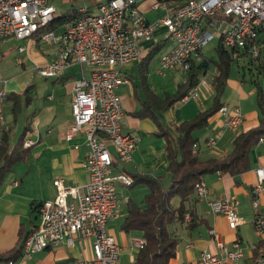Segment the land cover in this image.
<instances>
[{"label": "built area", "instance_id": "1", "mask_svg": "<svg viewBox=\"0 0 264 264\" xmlns=\"http://www.w3.org/2000/svg\"><path fill=\"white\" fill-rule=\"evenodd\" d=\"M84 1V5L75 7L78 17L57 24L55 18L62 14H56L51 0H0V58L3 40L36 37L40 43L55 48L53 59L39 67L41 75L57 78L73 65L89 69L87 74L81 70L73 80L72 120L65 132L68 140L77 132L84 135L87 153L83 167L87 180L67 185L63 178H54L55 195L40 202L38 224L25 236L19 257L6 264H17L47 247L72 245L75 238L92 239L91 256L80 258L75 264H119L122 247L107 231L106 222L120 216L118 187H129L134 180L130 173L114 170L113 166L115 162L131 160L137 137L123 129L124 111L117 88L128 82L124 67L139 58L140 44L153 39L157 29L164 28L173 42L158 58L156 71L162 76L170 70L186 72L193 63L200 62L203 46L214 36L231 51L235 61H259L264 57V0H185L176 5L150 0V11H164L150 21L138 0ZM197 89L195 86L180 100L195 98ZM6 99V89L1 86L0 123ZM217 112L227 128H237L242 122L236 105L222 104ZM32 143L28 136L24 137V146ZM207 144L214 145L215 138L208 137ZM254 172L256 181L249 191L252 224L262 241L254 264H264V207L259 199L264 189V164ZM207 192L206 183L200 179L195 184L196 197L202 198ZM208 205L211 212L223 215L229 228L242 222L235 199L224 197L209 201ZM184 219L190 221V214L186 213ZM210 234L219 253L202 250L197 259L182 264H226L243 256L240 239H234L228 247L214 229ZM130 244L139 250L145 240L135 236Z\"/></svg>", "mask_w": 264, "mask_h": 264}, {"label": "crops", "instance_id": "2", "mask_svg": "<svg viewBox=\"0 0 264 264\" xmlns=\"http://www.w3.org/2000/svg\"><path fill=\"white\" fill-rule=\"evenodd\" d=\"M138 3L144 16L149 21L153 20L152 14L155 11L149 10L150 0H138ZM161 12L163 15L164 11ZM161 40L164 42L160 50L151 58H146L148 49ZM172 46L173 42L164 28H159L155 31L153 39L140 44L139 58L124 67L128 82L121 84L117 88V93L120 95L124 111L123 129L136 135L137 145L131 160L125 163L115 162L114 170L123 169L131 175L161 176V179L166 177L168 174L166 140L165 137L157 135L158 129L161 127L170 132L176 140L177 134L172 130L173 125L190 120L197 113L212 106L211 80L214 73L209 76L205 75L206 71L200 77L195 98L178 100L165 111L152 107L148 110L152 115L146 114L141 117L136 115L143 109L147 96L144 85L147 86L148 91L158 97L176 91L177 87L174 92L164 90L158 92L146 83L149 65L154 59H157L158 64L160 53ZM19 47L23 49L19 50ZM1 51L0 87L4 86L6 89L7 99L3 108V121L0 123V137L3 133L7 134L10 149L17 144L21 134L23 139L28 136L33 143L30 146L23 145L28 149L27 153L23 159L11 166L0 182V253L16 245L20 232L27 233L38 224L39 217L35 207L42 200L55 195L56 190L52 183L54 178H63L67 185L82 184L87 180V173L83 167L87 153L84 135L82 132H77L68 140L65 138V132L72 120L70 103L73 80L80 76L81 70L83 74L89 71L87 67L82 69L78 65H73L57 78L41 75L38 72L39 67L53 59L55 48L40 43L36 37L23 40L7 38L1 43ZM202 55L206 58L203 48ZM7 56L20 66V75H6L9 64L4 58ZM235 65V72L232 74L230 66L220 102L230 107L238 106L242 122L237 128H227L223 125L221 115L215 112L208 119L205 127L193 131L192 135L196 139L194 149L201 158L225 156L232 149L234 137L240 131L258 126L264 117V57L259 61L242 58L235 61ZM181 73L184 76V73ZM37 75L46 79L51 78V90L42 99L33 97L31 93L36 86L31 80H35L34 77ZM227 85L235 92L231 101L222 99ZM18 118L22 121V129L16 141L11 144L12 123H16ZM211 136L215 138V144L212 146L207 144V138ZM109 148L116 158L110 144ZM263 164L264 133L249 152L248 170L236 176L215 172L202 177L208 192L202 198L196 197L192 206L198 223L193 228L187 227L186 223H176L172 226L178 244L176 255L168 264H182L188 260H195L202 250L219 253L215 240L210 234L211 229L221 235L228 247L234 239H240L243 256L226 264H254L256 249L262 241L253 228V209L249 191L256 181L255 168ZM147 192V187L142 183L118 187L120 216L108 220L106 229L122 247L119 264H135L138 250L131 248L130 242L133 237L140 236L134 232H126L122 228L127 201L132 200L141 204ZM224 197L236 200V211L242 218V222L234 229L228 227L222 214L213 213L209 209V201ZM259 199L261 206L264 207V189ZM91 244V238H75L72 245L62 243L55 247H47L17 264H75L78 259L91 256ZM6 263V261L0 262V264Z\"/></svg>", "mask_w": 264, "mask_h": 264}, {"label": "trees", "instance_id": "3", "mask_svg": "<svg viewBox=\"0 0 264 264\" xmlns=\"http://www.w3.org/2000/svg\"><path fill=\"white\" fill-rule=\"evenodd\" d=\"M174 5L185 0H166ZM80 14L75 7L69 12L56 16L55 23L63 24L66 21L78 17ZM163 40L157 41L148 49L146 58H151L157 53ZM216 59L214 62V74L211 85L213 90L212 106L197 113L192 119L182 121L173 125L172 130L177 134L174 140L170 132L159 128L157 135L165 137L167 172L170 175V183L165 186L161 176L132 175L133 184H144L148 192L145 194L141 204L132 200L127 201L126 215L122 228L126 232H134L145 240V245L139 249L135 256V264H168L175 257L178 239L174 235L172 226L176 223H186L193 228L198 221L192 211L193 202L196 199L195 184L205 174L218 172L236 176L249 168V152L258 138L264 133V117L258 126L246 131H240L232 141V149L225 156L201 158L195 151L193 145L196 139L192 133L196 129L205 127L208 119L218 111L222 105L220 96L225 87L229 70L234 61L231 51L223 46L221 40L215 47ZM248 59V58H247ZM252 61L251 59H248ZM209 59L202 57L198 63H193L190 68L183 72V80L178 84L173 94L158 97L147 90V96L143 109L136 113L137 116L152 115V107L159 111L167 110L174 102L180 100L183 95L198 85L200 77L209 67ZM155 119V116L153 117ZM23 146V135L21 134L17 144L10 149L8 136L3 133L0 137V182L3 175L11 169V166L27 153ZM40 204V203H39ZM39 204L35 207L38 210ZM189 213L190 221H185L184 216ZM30 232V231H29ZM19 233L16 245L6 252L0 253V262L15 260L21 253L22 242L29 233Z\"/></svg>", "mask_w": 264, "mask_h": 264}, {"label": "rangeland", "instance_id": "4", "mask_svg": "<svg viewBox=\"0 0 264 264\" xmlns=\"http://www.w3.org/2000/svg\"><path fill=\"white\" fill-rule=\"evenodd\" d=\"M52 4L55 6L56 8V14H64L69 12V10H71L72 7H79L81 5H84L87 1L84 0H51ZM148 15V14H147ZM162 15L161 10H157L155 11V13L153 12L152 17L156 18L158 16ZM218 43V38L217 37H213L211 38L204 46H203V53L205 55V57L207 59H209V67L207 70V73L209 76L212 75V73H214V60L216 59V52H215V47ZM15 54V53H14ZM5 62H7L9 64L8 67V71L6 73V75L8 76H12V75H20L21 71H20V66L18 64H15L10 56H7L4 58ZM157 59H154L152 61V63L149 65L148 68V73H147V78H146V83L147 85L150 87V85L158 92H163L164 91H168V92H174L175 87H177V83L182 81L183 79V75L181 73V71L179 70H171V71H167L165 76H162L160 74L157 73L156 69H157ZM235 61L231 64V74L233 72H235ZM17 75V76H18ZM34 79H32L31 81L35 83V88L33 90L32 96L33 97H40V99H42V97L51 90V86H50V79L51 78H44L40 75H37L34 77ZM264 78V76H263ZM235 96V92L234 89L231 88L229 85L226 86L223 95H222V99L225 101H231ZM42 101V100H41ZM30 107V106H29ZM20 118V116H19ZM17 119L16 123H12V130L10 132V136H11V144H13L16 141V138L18 136V134L20 133L21 129H22V121L20 119ZM162 181L164 183V185H169L170 183V177L167 174L166 177L162 178Z\"/></svg>", "mask_w": 264, "mask_h": 264}]
</instances>
